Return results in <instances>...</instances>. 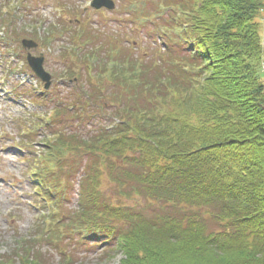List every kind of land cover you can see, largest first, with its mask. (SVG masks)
Masks as SVG:
<instances>
[{
  "label": "trees",
  "instance_id": "obj_1",
  "mask_svg": "<svg viewBox=\"0 0 264 264\" xmlns=\"http://www.w3.org/2000/svg\"><path fill=\"white\" fill-rule=\"evenodd\" d=\"M124 3L132 38L63 18L42 40L69 35L60 76L86 78L43 93L51 114L22 126L28 149L45 128L44 214L19 264H46L43 243L73 264L71 247L105 242L119 264H264V0ZM144 29L157 47L143 48Z\"/></svg>",
  "mask_w": 264,
  "mask_h": 264
},
{
  "label": "rangeland",
  "instance_id": "obj_2",
  "mask_svg": "<svg viewBox=\"0 0 264 264\" xmlns=\"http://www.w3.org/2000/svg\"><path fill=\"white\" fill-rule=\"evenodd\" d=\"M60 1L69 3L70 9H76L78 15L67 14L69 7L59 6L58 2ZM90 1L0 0V37H6L7 40V43H2L0 40V261L19 264V259L16 256L20 251L18 248L20 242L30 241L28 238L35 233L34 227L43 218L42 202L34 194L36 185L31 174L34 171V163L24 158V153L27 150L24 152L19 147L22 146L20 123L25 122L24 120L34 113L43 117V113H46L54 104L53 102L48 106L41 104L36 93L33 97L27 93V90L30 89L39 90L40 84L43 83L26 67V62H23V59L27 51L19 48V44L25 37L34 38L40 42L37 49L30 51L34 55L44 54L45 68L53 75L50 90L70 96V91H77L82 87L86 76L83 75L77 80L65 79L60 76L62 71H65L66 63L63 60V53L64 48H69L70 37L65 34L45 45L42 40L49 33L51 27H60L64 22L63 18H66V21H71L74 25L75 19L78 18L80 22L88 25L89 30L95 28L100 29L101 32L105 30L107 33L131 34V38L134 36V31L131 32V25L127 24L128 22L125 20L128 15L123 8L126 5L124 3L126 0H115L117 9L114 11L95 10L89 6ZM2 26H5L7 31H4ZM148 32L150 31L147 29L140 31L143 48L157 47V42L149 37ZM262 35L264 39V30ZM5 63L24 67V71L10 75L8 81L5 82L4 77L2 78L6 73L4 69L7 68ZM261 72L264 77V60L261 63ZM22 80H26L25 86H19ZM21 87L19 92L17 89ZM13 89L16 91L12 92ZM32 98H35L36 101ZM90 127L88 126L86 129H90ZM85 132L90 131L85 130ZM39 135L38 139H41L43 135ZM39 147L41 145L36 146L37 149ZM83 174L84 171L81 170L73 179L74 186L71 200L68 203L71 208L78 206L79 180ZM112 245L90 246V244H83L71 247L74 256L73 264H119L124 257L123 250L117 248L111 250ZM28 253L30 254L31 251ZM33 254L39 260L45 261L46 264H64L58 252L51 245L45 243L40 248L34 249Z\"/></svg>",
  "mask_w": 264,
  "mask_h": 264
},
{
  "label": "water",
  "instance_id": "obj_3",
  "mask_svg": "<svg viewBox=\"0 0 264 264\" xmlns=\"http://www.w3.org/2000/svg\"><path fill=\"white\" fill-rule=\"evenodd\" d=\"M91 5L96 9H101L106 7L110 10L115 9L116 5L114 0H93ZM25 48H33L37 47L38 44L32 39H23L22 41ZM28 61L33 69V71L44 81H46V88H49L51 85V77L52 75L47 72L44 68V55H40L39 57H35L32 54L28 55Z\"/></svg>",
  "mask_w": 264,
  "mask_h": 264
},
{
  "label": "bare ground",
  "instance_id": "obj_4",
  "mask_svg": "<svg viewBox=\"0 0 264 264\" xmlns=\"http://www.w3.org/2000/svg\"><path fill=\"white\" fill-rule=\"evenodd\" d=\"M108 242H105V245L107 244Z\"/></svg>",
  "mask_w": 264,
  "mask_h": 264
}]
</instances>
